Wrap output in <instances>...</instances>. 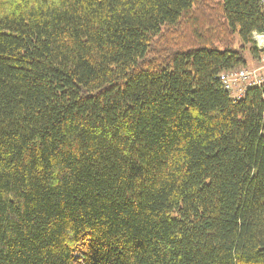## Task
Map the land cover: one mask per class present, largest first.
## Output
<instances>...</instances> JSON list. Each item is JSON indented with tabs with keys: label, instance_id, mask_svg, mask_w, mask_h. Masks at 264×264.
Segmentation results:
<instances>
[{
	"label": "trees",
	"instance_id": "trees-1",
	"mask_svg": "<svg viewBox=\"0 0 264 264\" xmlns=\"http://www.w3.org/2000/svg\"><path fill=\"white\" fill-rule=\"evenodd\" d=\"M264 0H0V264H264ZM248 46V48H246Z\"/></svg>",
	"mask_w": 264,
	"mask_h": 264
},
{
	"label": "built area",
	"instance_id": "built-area-1",
	"mask_svg": "<svg viewBox=\"0 0 264 264\" xmlns=\"http://www.w3.org/2000/svg\"><path fill=\"white\" fill-rule=\"evenodd\" d=\"M252 38L259 51L264 53V34L253 33ZM219 81L223 90L235 99H239L249 87H262L264 85V56L261 66L224 72L220 75Z\"/></svg>",
	"mask_w": 264,
	"mask_h": 264
},
{
	"label": "rangeland",
	"instance_id": "rangeland-1",
	"mask_svg": "<svg viewBox=\"0 0 264 264\" xmlns=\"http://www.w3.org/2000/svg\"><path fill=\"white\" fill-rule=\"evenodd\" d=\"M253 42H254V46L258 49L254 39L252 38ZM248 48V46L246 47ZM259 51V49H258ZM259 53L261 54H258V52L255 54V57H252L247 50L244 51V54H245V59H246V67L247 68H253V67H258V66H261L262 65V60H263V56H264V53L263 52H260Z\"/></svg>",
	"mask_w": 264,
	"mask_h": 264
},
{
	"label": "bare ground",
	"instance_id": "bare-ground-1",
	"mask_svg": "<svg viewBox=\"0 0 264 264\" xmlns=\"http://www.w3.org/2000/svg\"><path fill=\"white\" fill-rule=\"evenodd\" d=\"M223 89V88H222Z\"/></svg>",
	"mask_w": 264,
	"mask_h": 264
}]
</instances>
